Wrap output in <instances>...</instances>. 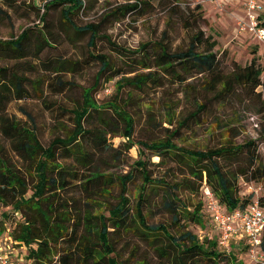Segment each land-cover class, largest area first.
<instances>
[{"label":"rangeland","instance_id":"374dc122","mask_svg":"<svg viewBox=\"0 0 264 264\" xmlns=\"http://www.w3.org/2000/svg\"><path fill=\"white\" fill-rule=\"evenodd\" d=\"M45 1L0 0V9L5 13L0 14V39L16 36L26 28H29L31 40L38 35V29L45 30L53 38L50 46H45L36 57L27 55L13 58L8 50L0 48V66L5 67L7 72L14 71L29 80H42L36 92L25 82L28 97L1 104L4 113L30 127L39 143L45 146L54 135H63L71 130L73 124L69 111L82 101L89 100L97 107L116 101L123 115L131 119L129 142L123 135V122L108 107L91 109L82 120L85 128L100 127L103 122H107L102 127L105 131L103 141L95 144L87 136L85 142L86 149L92 152V163L107 174L112 182L109 190L96 195L92 214H100L106 205L114 204L119 195H123L128 199L130 214L134 217V205L142 181L140 173L133 167L135 161L142 158L150 178H162L175 183L177 196L188 209L199 203L203 218L200 226L187 218L179 220L177 224L171 222V214L162 206L167 195L165 190L158 185L146 184V199L141 205L144 223H161L174 235L187 228L197 233L200 239L215 236L216 231L210 222L201 192L199 189L190 192L185 186L186 180H191L185 165L166 154L159 156L144 148L141 152L139 141L169 139L177 147L205 149L217 147L225 141L240 144L251 140L252 144L248 147L257 154L264 171V40L257 41L235 30V15L241 14L239 2L232 0L218 6L203 0H144L148 4L138 10L123 15L117 13V19L108 17L107 21L102 22L100 30L108 41L98 37L89 50L92 54L105 55L110 61L108 68L98 74V59L88 55V33H76L64 25L58 7L48 10L45 25L41 26L39 15ZM133 1L85 0L88 6L74 16L75 25L96 22L105 10ZM196 4L199 9L193 10L194 15L197 11L199 15L196 16L195 25L190 21V9ZM196 29H200L203 36L214 40L212 50L222 73L254 60L260 69L261 85L254 89L259 92V96L249 89L235 86L225 99H218L213 92L201 89L204 78L200 74L180 83L175 76L155 65L153 57L157 51L156 43L165 45L169 50L183 48L189 35ZM145 56H149V60ZM61 59L66 60L61 70L54 71ZM142 62L149 63V67L143 68ZM147 71L154 75L155 80H148L140 89L128 84L117 89L123 77ZM198 101L204 103V108L195 116H190L196 110ZM182 119L185 121L178 127ZM109 131L114 132V136H110ZM0 142L4 143L7 155L25 177L27 163L8 149L1 134ZM242 151L231 160L222 161L224 167L231 171L245 169L247 159ZM60 160L77 168V164L70 159ZM128 173L132 177L124 182L122 188L120 178ZM236 187L239 197L250 195L252 200L255 196L264 195V176L250 178L247 173L238 176ZM257 187L254 193L251 189ZM82 194L81 185L74 181L63 193L69 200L78 199V203H82ZM2 211L5 214L1 215ZM16 217V211L13 213L9 207L0 205V218H3L6 226ZM135 223L141 230L136 219ZM107 230L109 233H119L110 232V227ZM139 230L133 228L126 233H139ZM130 238L128 243L120 240L115 244L114 254L119 264H166L147 242L135 236ZM161 242L165 240L161 238ZM133 245L134 250H130ZM228 251L244 264H257L242 245L230 244ZM0 253L10 256L12 264L26 263V248L12 239L8 227L0 231ZM219 264L228 263L221 261Z\"/></svg>","mask_w":264,"mask_h":264},{"label":"trees","instance_id":"16d2710c","mask_svg":"<svg viewBox=\"0 0 264 264\" xmlns=\"http://www.w3.org/2000/svg\"><path fill=\"white\" fill-rule=\"evenodd\" d=\"M144 4L148 2L144 0L125 2L105 10L96 22L75 25L74 16L80 9L88 6L85 0H47L41 5L39 20L41 26L45 25L48 10L58 7L64 25L76 33H88L86 46L89 51L93 48L96 38L106 39V36L100 33L102 22L107 21L108 17L117 19V13L123 15L125 12L138 10ZM198 9V4L190 9V21L195 25L199 11L194 15L193 10ZM0 14L5 15L1 9ZM260 23L264 25V11L260 16ZM37 32L38 35L31 40L29 28L23 29L16 36L0 39V48L8 50L13 58L27 55L36 57L45 46H50L53 39L45 30L38 29ZM155 45L157 46L153 57L155 65L165 73L175 76L180 83L190 76L200 74L204 78L200 85L201 89L213 92L215 98L225 99L235 86L255 92L254 89L261 85L260 69L253 59L243 66H236L228 73H222L218 58L212 50L214 40L209 36H203L200 29L189 35L183 48L169 50L161 43ZM88 55L98 59V74L108 68L110 61L105 55L92 54L90 51ZM145 59L149 60V56H145ZM65 61L61 59L54 71L61 70ZM141 66L147 68L149 63L142 62ZM148 80H155L150 71L123 77L117 89L124 84L140 89ZM25 82L33 92H36L42 80L26 79L14 71L7 72L5 67L0 66V134L8 149L27 163L24 177L7 155L4 143L0 142V205L9 207L13 213L16 211L17 215L16 220L7 226L3 218H0V231L8 227L12 239L25 246V264H119L114 254L115 244L120 240L128 243L130 236L147 242L166 264H219L221 261L228 264H244L229 251L218 249L215 236L200 239L197 233L187 228L174 235L161 223L153 225L144 223L141 205L146 199V184L158 185L165 190L167 195L162 206L171 214V222L177 224L179 220L187 218L200 226L203 218L199 203L188 209L184 201L177 196L175 183L162 178H150L142 158L137 159L133 167L140 173L142 181L134 205V217L130 214L128 199L123 195H119L114 204L106 205L100 214H92L96 195L109 190L112 182L109 181L107 174L92 163V152L86 149L85 142L87 136L95 144L103 141L105 131L102 127L107 122H103L100 127L85 128L82 120L89 115L91 109L108 107L123 122V135L127 141L131 132V119L123 115L120 106L114 100L101 107L84 100L69 111L73 124L71 130L63 135H54L45 146H42L30 127L7 116L1 107V104L12 99L28 97L29 91L24 85ZM254 94L259 96V92ZM203 108L204 103L198 101L196 110L190 113V116H195ZM184 121L180 120L178 127ZM110 136H114V132L110 133ZM251 144V140L240 144L225 141L217 147L189 149L177 147L169 139L139 141L141 152L142 148L149 149L159 156L166 154L183 163L191 177V180H186V188L190 192H197L202 185L208 186L217 201L227 210L236 206L241 207L250 201V195L245 198L237 195L238 176L246 173L250 178L264 176L263 166L257 154L248 147ZM241 151L247 159L245 169L231 171L224 167L222 161L231 160ZM60 158L70 159L77 164V168L61 161ZM131 177L128 173L120 178L122 188L124 182ZM71 181L81 185L82 203H78V199L69 200L64 197L63 193ZM257 200L264 205V195H260ZM3 214L5 211L1 212V215ZM135 219L141 230L137 227ZM107 227L112 228L110 232L119 233H109ZM133 228L139 230V233H126ZM161 238L165 242L162 243ZM134 248L133 245L130 250Z\"/></svg>","mask_w":264,"mask_h":264},{"label":"built area","instance_id":"2783aa9c","mask_svg":"<svg viewBox=\"0 0 264 264\" xmlns=\"http://www.w3.org/2000/svg\"><path fill=\"white\" fill-rule=\"evenodd\" d=\"M215 5L230 0H203ZM241 14L235 15V30L257 41L264 40V25L260 16L264 11V0H241ZM249 187V186H248ZM257 188L251 189L254 193ZM212 227L216 231V245L227 252L230 244L242 245L251 259L257 264H264V205L255 196L243 206L225 209L215 198L208 186L200 187ZM0 264H12L11 257L0 253Z\"/></svg>","mask_w":264,"mask_h":264},{"label":"crops","instance_id":"0c3cea01","mask_svg":"<svg viewBox=\"0 0 264 264\" xmlns=\"http://www.w3.org/2000/svg\"><path fill=\"white\" fill-rule=\"evenodd\" d=\"M230 1H232V0H230ZM237 1L239 2V7H240V1H241V0H237Z\"/></svg>","mask_w":264,"mask_h":264}]
</instances>
